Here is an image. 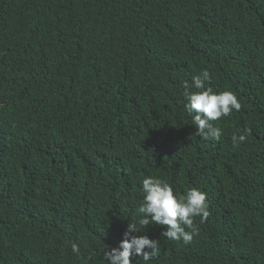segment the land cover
I'll list each match as a JSON object with an SVG mask.
<instances>
[{"label":"trees","instance_id":"obj_1","mask_svg":"<svg viewBox=\"0 0 264 264\" xmlns=\"http://www.w3.org/2000/svg\"><path fill=\"white\" fill-rule=\"evenodd\" d=\"M205 69L241 103L219 140L184 107ZM147 176L206 194L190 243L139 225ZM131 223L149 264H264V0H0V264H107Z\"/></svg>","mask_w":264,"mask_h":264},{"label":"clouds","instance_id":"obj_2","mask_svg":"<svg viewBox=\"0 0 264 264\" xmlns=\"http://www.w3.org/2000/svg\"><path fill=\"white\" fill-rule=\"evenodd\" d=\"M209 79L210 74L205 69L200 76L193 77L191 84L184 82V107L196 129L194 135L219 140L222 131L212 122L230 115L233 110L239 111L241 103L231 91L217 93L211 87L206 88L204 82ZM245 139L244 135L233 136V141L237 144ZM141 183L143 200L137 208L139 225L147 226L151 223L164 226L161 236L173 241L182 240L185 244L190 243L198 234L193 217L206 218L209 215L206 194L192 188L183 195H176L166 181L153 176L144 177ZM137 232L136 223L127 224L117 247L105 244L103 258L107 264H133L132 257L140 258L143 264H149L159 255V240L148 235H138ZM71 248L74 254L80 255L77 244L73 243Z\"/></svg>","mask_w":264,"mask_h":264}]
</instances>
